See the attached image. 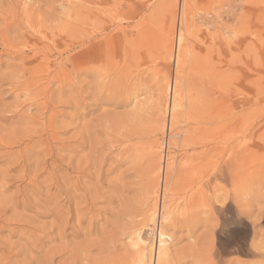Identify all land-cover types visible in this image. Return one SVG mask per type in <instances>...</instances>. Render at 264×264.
<instances>
[{
    "label": "rangeland",
    "instance_id": "rangeland-1",
    "mask_svg": "<svg viewBox=\"0 0 264 264\" xmlns=\"http://www.w3.org/2000/svg\"><path fill=\"white\" fill-rule=\"evenodd\" d=\"M160 228L159 264H264V0H0V264Z\"/></svg>",
    "mask_w": 264,
    "mask_h": 264
},
{
    "label": "bare ground",
    "instance_id": "bare-ground-1",
    "mask_svg": "<svg viewBox=\"0 0 264 264\" xmlns=\"http://www.w3.org/2000/svg\"><path fill=\"white\" fill-rule=\"evenodd\" d=\"M179 40H181L179 38ZM179 89V88H178ZM176 99V98H175ZM172 100V99H171ZM172 111H174L177 107V103L175 102V100L172 102ZM177 117V116H176ZM162 206V205H161ZM164 207H166V205H164ZM164 209V208H163ZM167 209V208H166ZM155 210V209H154ZM167 214V212L165 213ZM154 217V215H152ZM167 217V216H166ZM156 218V217H155ZM154 219V218H153ZM150 220V219H149ZM161 221H159L160 223H164L165 221V218H161L160 219ZM155 222V221H154ZM157 247H156V257H155V264H159L161 262V260L163 259L164 255V249H163V246H164V243H165V236H164V232L160 229H158V233H157ZM168 239V238H166ZM137 244H142L143 246L142 247V251H140V254L141 255V258H139V261L138 263L140 264H146V259H147V243L146 241L142 238V236L140 235L139 232H136V242L134 243V245H137ZM136 247V246H135ZM139 247V246H138ZM150 247V250H151V245L149 246ZM138 249V248H137ZM141 250V249H140ZM136 252V251H135ZM151 253V252H150Z\"/></svg>",
    "mask_w": 264,
    "mask_h": 264
}]
</instances>
